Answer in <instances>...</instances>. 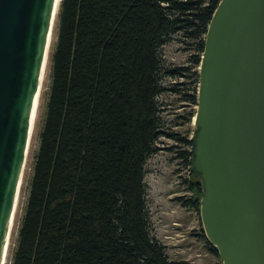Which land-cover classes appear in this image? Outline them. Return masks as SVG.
<instances>
[{
	"label": "trees",
	"instance_id": "1",
	"mask_svg": "<svg viewBox=\"0 0 264 264\" xmlns=\"http://www.w3.org/2000/svg\"><path fill=\"white\" fill-rule=\"evenodd\" d=\"M219 1L59 0L10 264H189L170 260L151 235L145 163L160 135L159 49L177 33L195 42L189 101L197 106L198 68ZM180 141L190 146L180 156L191 166L195 142ZM190 172L184 204L199 212L204 185Z\"/></svg>",
	"mask_w": 264,
	"mask_h": 264
},
{
	"label": "water",
	"instance_id": "2",
	"mask_svg": "<svg viewBox=\"0 0 264 264\" xmlns=\"http://www.w3.org/2000/svg\"><path fill=\"white\" fill-rule=\"evenodd\" d=\"M57 0H0V264ZM205 237L222 264H264V0H220L198 68Z\"/></svg>",
	"mask_w": 264,
	"mask_h": 264
},
{
	"label": "rangeland",
	"instance_id": "3",
	"mask_svg": "<svg viewBox=\"0 0 264 264\" xmlns=\"http://www.w3.org/2000/svg\"><path fill=\"white\" fill-rule=\"evenodd\" d=\"M194 44L190 38L177 33L159 49L162 63L159 75L162 91L157 97L160 135L155 144L157 151L145 163L146 211L151 235L164 245L170 260H185L189 264H222L219 255L210 252L208 240L203 237L205 233L200 213L184 204L192 195L188 181L194 178L190 166L180 156L182 151H190V146L180 139H192L195 129L193 118L197 107L189 101V95L196 85L191 75L194 71L193 56L197 53ZM186 69V76L177 73ZM48 83L46 76L38 102L36 123L41 119ZM35 126L21 179L6 264H10L28 195L32 156L38 146V129Z\"/></svg>",
	"mask_w": 264,
	"mask_h": 264
},
{
	"label": "bare ground",
	"instance_id": "4",
	"mask_svg": "<svg viewBox=\"0 0 264 264\" xmlns=\"http://www.w3.org/2000/svg\"><path fill=\"white\" fill-rule=\"evenodd\" d=\"M58 2L59 0H57V4L55 7V12H54V17L51 23V30H50V35H49V39L47 42V47H46V51H45V58L43 61V66H42V70H41V75H40V79H39V87H38V92L35 98V102H34V106H33V111H32V116H31V124H30V128H29V134H28V149L30 146V143L33 139V134H34V128H35V121L37 118V109H38V102H39V98L43 89V83L45 81L46 78V68L48 65V57H49V51H50V47H51V43H52V39H53V33H54V28H55V20H56V13H57V9H58ZM27 155H28V150H27ZM24 172V170H23ZM23 176V173H22ZM22 179V178H21ZM20 190V189H19ZM18 197L19 195H17V199L15 201V208H14V212H13V217L11 220V225H10V229H9V236H8V241H7V250L5 252V258H4V263L6 264V259L8 256V249H9V241H10V237H11V232L13 229V224H14V215L17 212V207H18Z\"/></svg>",
	"mask_w": 264,
	"mask_h": 264
}]
</instances>
